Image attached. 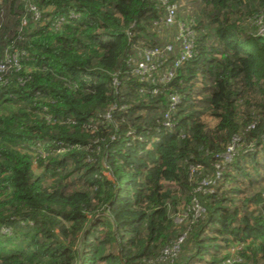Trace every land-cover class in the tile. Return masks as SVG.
Instances as JSON below:
<instances>
[{"label": "trees", "instance_id": "1", "mask_svg": "<svg viewBox=\"0 0 264 264\" xmlns=\"http://www.w3.org/2000/svg\"><path fill=\"white\" fill-rule=\"evenodd\" d=\"M161 1L0 0V264H264V0H167L177 69Z\"/></svg>", "mask_w": 264, "mask_h": 264}, {"label": "built area", "instance_id": "2", "mask_svg": "<svg viewBox=\"0 0 264 264\" xmlns=\"http://www.w3.org/2000/svg\"><path fill=\"white\" fill-rule=\"evenodd\" d=\"M163 5L166 6V13L162 19V24L164 26H172L177 23L178 12H179V5L177 4H170L167 0L161 1ZM30 11L36 12V18L38 17L37 10L34 6H30ZM70 17H77L75 14H71ZM64 19H60L55 25V28H59ZM261 34H264V27L260 30ZM194 39H195V31L193 29L192 24L184 22L181 23L179 26V32L177 35V40L181 44V49L177 59L175 60L174 66L175 69L179 68L184 62H187L195 55V46H194ZM174 50L173 44L166 46L164 51H161L159 48L156 49H145L143 52V59L141 61H132L135 63V72L141 78L142 82H156L157 80L162 84H167L171 82L175 77V72L172 70H168L161 76H158L156 79L158 70L162 67L166 62H168V54ZM9 68H15L17 71L21 69V60L18 54H12L8 56L3 63L0 64V81L2 80L3 75ZM154 94L158 93V89L153 90ZM171 106L170 111L174 110L175 107L180 103V98L177 96L171 97ZM167 122L164 126L168 129L172 128V124L170 123V116L169 114L165 116ZM235 145H232L228 148V151L225 155L222 156V159L226 163H231L232 158L235 154ZM216 182L206 183L204 182V187H211L214 186L217 182L221 181V173L217 174ZM196 214H199L200 208L199 206L196 207ZM170 253V252H169ZM237 260V259H236ZM236 260H229L228 264H232V261Z\"/></svg>", "mask_w": 264, "mask_h": 264}, {"label": "rangeland", "instance_id": "3", "mask_svg": "<svg viewBox=\"0 0 264 264\" xmlns=\"http://www.w3.org/2000/svg\"><path fill=\"white\" fill-rule=\"evenodd\" d=\"M199 4V3H198ZM198 4H193V5H185L184 4H179V8H180V11H179V14H181V22H185L186 18H189V17H193L195 18L199 13L202 12V6L198 5ZM249 16V15H247ZM180 21V20H179ZM176 33L175 30H171L169 31V35L171 36H174ZM174 38V37H173ZM204 121L208 124V125H211V126H215L216 125V120L212 117H207V118H204ZM166 255H168L169 253L165 250L164 252Z\"/></svg>", "mask_w": 264, "mask_h": 264}]
</instances>
